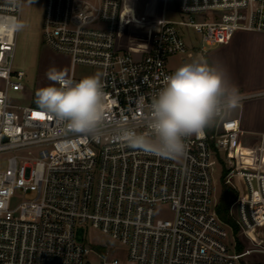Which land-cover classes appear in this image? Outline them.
<instances>
[{"label":"built area","instance_id":"1","mask_svg":"<svg viewBox=\"0 0 264 264\" xmlns=\"http://www.w3.org/2000/svg\"><path fill=\"white\" fill-rule=\"evenodd\" d=\"M23 1L0 0V153L11 154L0 170V264H90L91 253L121 264L86 242L88 230L125 246L129 264H249L264 255V231H256L264 227V134L250 137L233 111L187 137L179 160L113 138L120 124L146 131L147 105L174 70L169 60L194 59L181 27L199 33L205 56L235 32H264V0L171 1L177 18L162 17L139 58L117 48L123 0H46L43 39L69 58L68 78H83L77 66L100 70L98 136L62 131L39 107L11 103L26 90L25 72L14 68ZM218 167L236 192L230 215L237 238L249 243L243 250L230 248L227 228H235L217 212Z\"/></svg>","mask_w":264,"mask_h":264},{"label":"clouds","instance_id":"2","mask_svg":"<svg viewBox=\"0 0 264 264\" xmlns=\"http://www.w3.org/2000/svg\"><path fill=\"white\" fill-rule=\"evenodd\" d=\"M46 75L53 83L37 90L39 108L56 119L62 131L98 136L105 118V93L99 77L86 76L75 81L55 67ZM239 104L238 86L227 72H221L206 59L196 58L165 76L147 105L146 131L120 124L113 138L128 148L179 160L186 154L187 137L200 135Z\"/></svg>","mask_w":264,"mask_h":264},{"label":"rangeland","instance_id":"3","mask_svg":"<svg viewBox=\"0 0 264 264\" xmlns=\"http://www.w3.org/2000/svg\"><path fill=\"white\" fill-rule=\"evenodd\" d=\"M171 1L174 0H170V3ZM126 3H128V12L121 21L117 34V48L121 51H126L132 47L134 48L142 41L146 40L147 35L145 33L143 35L141 28L149 23L155 22V20L153 21L154 10L152 7L148 8V5L140 1L134 2V0H123V9ZM45 6L46 0L23 1L14 58V68L25 72L26 76L23 80V84L26 90L24 93H13V95H11V103L13 104H32L34 107H39L36 103L37 90L53 83L48 80L46 75L47 71L50 68L55 67L57 69H63L67 74L69 73V58L65 55L54 52L44 42L42 31ZM168 10L167 17L169 19H176L177 16L175 13H172L171 7L168 8ZM180 31L183 34V38L188 45L189 51L193 54L194 59H206L210 64L215 65L221 72H227L232 83L238 86L239 91H242L243 86L241 81L247 67L241 56L234 57L233 43L216 45L211 48L205 56H202L199 51L201 45L199 33L193 29L185 27H181ZM193 47L196 48L194 49ZM183 58H186L188 62L191 61L187 58L186 54L176 56L169 60V67L175 69L180 65ZM75 73L80 77L93 75L100 76L99 69L86 66L75 67ZM239 111V107L234 110L235 113H238ZM239 151L242 153V156L246 155V151L241 149ZM10 156V153H0V170H4L7 167ZM225 157L226 153L224 151L221 152V159ZM248 165L251 167L254 166V164ZM221 174L222 169L221 167H218L214 174L216 199L219 201L225 192H228L233 199L236 196V192L229 186L223 184ZM262 230L264 231V227H257L256 231L258 235L261 234ZM227 231L228 245L232 250H235L236 248L240 250V246H242L241 250H243L249 244L247 240H244L245 243L240 242L236 236L237 231H234L231 228H227ZM86 242L90 244L94 250L104 255L107 261L117 258L121 264H129L127 248L120 243L111 240L105 234L96 230H88L86 234ZM98 245H106L108 248H99ZM88 260L90 264H101L102 262V259L94 253H91L88 256ZM246 260L249 264H264V255L254 254L247 257Z\"/></svg>","mask_w":264,"mask_h":264},{"label":"crops","instance_id":"4","mask_svg":"<svg viewBox=\"0 0 264 264\" xmlns=\"http://www.w3.org/2000/svg\"><path fill=\"white\" fill-rule=\"evenodd\" d=\"M142 2L153 8L155 22L149 23L141 31L147 35L146 40L138 46L127 49L136 57L145 55L151 48L153 32L158 28L163 16L167 17L168 8L172 6L169 0H134ZM128 3L121 8L119 28L127 11ZM171 4V5H170ZM158 10V12H157ZM172 11V10H171ZM172 13H174L172 11ZM161 15V16H160ZM160 16V17H159ZM119 30V29H118ZM233 50L236 56H241L247 69L242 79V91L240 95L246 96L241 105L240 111L234 112L239 118L241 127L250 137L264 134V32L238 31L232 36ZM249 164H253L250 160ZM258 207V206H257Z\"/></svg>","mask_w":264,"mask_h":264},{"label":"trees","instance_id":"5","mask_svg":"<svg viewBox=\"0 0 264 264\" xmlns=\"http://www.w3.org/2000/svg\"><path fill=\"white\" fill-rule=\"evenodd\" d=\"M232 201L233 199L228 192L223 193L222 197L218 201L217 212L221 220L233 226L235 228V231H237L238 227L230 215V206ZM241 248L242 246L239 247L240 250Z\"/></svg>","mask_w":264,"mask_h":264},{"label":"water","instance_id":"6","mask_svg":"<svg viewBox=\"0 0 264 264\" xmlns=\"http://www.w3.org/2000/svg\"><path fill=\"white\" fill-rule=\"evenodd\" d=\"M79 240L80 241L82 240V233L79 235Z\"/></svg>","mask_w":264,"mask_h":264}]
</instances>
